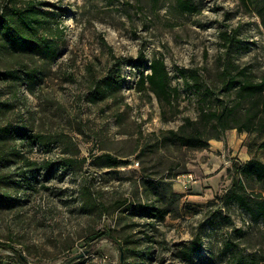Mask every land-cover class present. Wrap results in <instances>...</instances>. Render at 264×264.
I'll return each instance as SVG.
<instances>
[{"label":"rangeland","instance_id":"1","mask_svg":"<svg viewBox=\"0 0 264 264\" xmlns=\"http://www.w3.org/2000/svg\"><path fill=\"white\" fill-rule=\"evenodd\" d=\"M32 1L53 29L56 55L48 59L39 47L28 54L0 47V125H24L54 141L23 148L15 140L42 163L31 184L16 176L13 156L0 161V240L20 249L30 264H229L264 250L249 214L225 198L236 166L250 158L264 161V132L227 129L204 149L163 135L185 117L196 119L201 104L217 109L232 102L223 68L246 67L255 77L264 72V0H189L195 11L181 10L178 0ZM222 32L234 38L227 41ZM139 49L148 61L162 56L179 88L176 110L165 105L166 116L152 92L138 91L137 70L126 63L118 69L121 87L105 99H90L96 79ZM33 66L39 73L31 85L26 70ZM177 67L202 68L214 90L207 101L184 85ZM60 136L75 145V157L86 158L75 171L61 165L71 150ZM102 153L127 162L109 167L96 157ZM86 184L109 205L101 217L82 206ZM139 203L154 204L164 217L142 211ZM107 227L128 247L122 258L115 241L90 239ZM236 228L246 231L244 239ZM226 240L240 244L226 248ZM14 262L12 250L0 248V264Z\"/></svg>","mask_w":264,"mask_h":264},{"label":"trees","instance_id":"2","mask_svg":"<svg viewBox=\"0 0 264 264\" xmlns=\"http://www.w3.org/2000/svg\"><path fill=\"white\" fill-rule=\"evenodd\" d=\"M7 1L8 4L0 7V47L8 50L11 54L14 52L28 54L35 47H39L46 58H53L56 55L54 32L52 27L47 24L46 16L38 10L34 1L25 0L21 7L16 5L17 0ZM178 6L184 11L197 9L189 0H178ZM221 35L227 41L234 38L227 32H222ZM123 63L129 64L137 70L138 76L134 82L135 87L138 91H150L154 94L163 107L162 116H166L165 105L169 109H173V112L176 110L175 103L179 95V88L177 85H172L171 75L162 56H153L148 61L142 49H139L136 57L117 58L113 73L105 78L96 79V85L90 91L91 100L105 99L113 88L121 87L123 78L118 69ZM38 71V67L35 66L26 70L31 85L35 84ZM177 73L182 77L184 85L203 93L202 98L204 99L201 103L207 101L214 93V90L203 80L202 68L185 69L177 67ZM220 77L224 83V88L234 92L232 102L217 109L206 108L204 104H201L196 119L185 117L184 122L177 129H169L163 134L164 139L190 149H204L209 146L210 139L221 140L227 129H236L238 132L251 130L264 132V72L255 77L246 67L237 66L234 72L228 68H223ZM58 139L65 141L68 149L71 150L69 155L62 157L61 165L75 171L86 158L81 157L79 160L75 157L72 150L76 148L70 140H65L62 136ZM15 140H19L23 148H32L36 143L49 147L54 140L38 130L28 129L24 125L15 127L8 124L0 125V161H7L10 156H13L15 158L16 176H24L27 183L31 184L42 163L25 155L22 152L23 149H18ZM260 146L264 148V140ZM96 157L103 159L106 165L112 168H117L120 164L127 162L126 159L110 153H102ZM235 172L236 174L231 178L230 188L225 193V198L236 202L240 208L249 214L250 222L259 229L258 236L263 240L264 161L250 158L236 166ZM145 183L151 184L149 181H144V185ZM80 194L84 208L96 209L100 217L109 211L107 202L99 198L100 194L95 196L94 189L90 185H84ZM0 200H3V197H0ZM138 207L142 211L164 217V212L154 204L139 203ZM153 211L157 213H152ZM235 231L240 240L245 238L246 231L244 229L236 228ZM103 238L115 241L121 246L122 253L127 252V245H121L115 235L112 234L110 227L97 229L90 236V239L96 240ZM239 244V241L226 240L225 247L235 249L238 248ZM0 248L12 250L16 262L11 264H30L21 250L9 241L0 240ZM194 248L197 249L199 246ZM263 255L264 250L261 251L259 248L249 254L237 255L229 264H264Z\"/></svg>","mask_w":264,"mask_h":264},{"label":"built area","instance_id":"3","mask_svg":"<svg viewBox=\"0 0 264 264\" xmlns=\"http://www.w3.org/2000/svg\"><path fill=\"white\" fill-rule=\"evenodd\" d=\"M185 176H187L188 180H190V178L192 179L191 174H187ZM185 186H187V184Z\"/></svg>","mask_w":264,"mask_h":264},{"label":"water","instance_id":"4","mask_svg":"<svg viewBox=\"0 0 264 264\" xmlns=\"http://www.w3.org/2000/svg\"><path fill=\"white\" fill-rule=\"evenodd\" d=\"M121 258H122V252H121ZM70 262V260H68L65 264H68Z\"/></svg>","mask_w":264,"mask_h":264}]
</instances>
